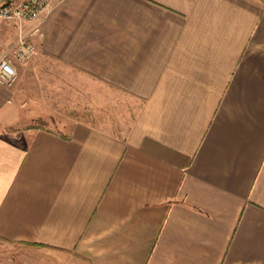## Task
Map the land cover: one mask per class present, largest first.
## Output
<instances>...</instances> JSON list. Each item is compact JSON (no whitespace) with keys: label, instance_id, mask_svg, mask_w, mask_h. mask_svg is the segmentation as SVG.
<instances>
[{"label":"crops","instance_id":"1","mask_svg":"<svg viewBox=\"0 0 264 264\" xmlns=\"http://www.w3.org/2000/svg\"><path fill=\"white\" fill-rule=\"evenodd\" d=\"M53 7L0 20L37 47L0 84L7 264H264V0Z\"/></svg>","mask_w":264,"mask_h":264},{"label":"built area","instance_id":"2","mask_svg":"<svg viewBox=\"0 0 264 264\" xmlns=\"http://www.w3.org/2000/svg\"><path fill=\"white\" fill-rule=\"evenodd\" d=\"M53 8V0H0V20L21 28L49 15ZM36 52V45L25 36L10 48L0 41V84L12 86L17 79L16 64L30 61Z\"/></svg>","mask_w":264,"mask_h":264},{"label":"rangeland","instance_id":"3","mask_svg":"<svg viewBox=\"0 0 264 264\" xmlns=\"http://www.w3.org/2000/svg\"><path fill=\"white\" fill-rule=\"evenodd\" d=\"M66 93H58V97L63 96ZM46 96L49 98V94L47 93ZM53 96V93H52ZM59 100V105H60ZM68 117L65 113L62 115L55 116V120L58 121L59 124H62L63 121ZM76 117V116H75ZM14 136V135H13ZM32 256L33 249L31 246L21 245V244H11L0 241V263L7 264V263H19L21 260L24 259L26 255Z\"/></svg>","mask_w":264,"mask_h":264}]
</instances>
